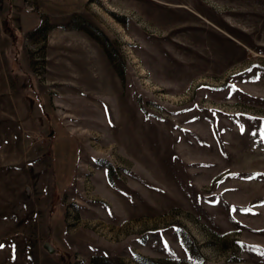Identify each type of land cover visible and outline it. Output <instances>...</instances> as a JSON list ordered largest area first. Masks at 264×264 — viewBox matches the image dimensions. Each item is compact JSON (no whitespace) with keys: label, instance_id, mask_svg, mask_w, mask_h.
Here are the masks:
<instances>
[{"label":"rangeland","instance_id":"rangeland-1","mask_svg":"<svg viewBox=\"0 0 264 264\" xmlns=\"http://www.w3.org/2000/svg\"><path fill=\"white\" fill-rule=\"evenodd\" d=\"M7 7L0 264H264V0Z\"/></svg>","mask_w":264,"mask_h":264},{"label":"trees","instance_id":"trees-1","mask_svg":"<svg viewBox=\"0 0 264 264\" xmlns=\"http://www.w3.org/2000/svg\"><path fill=\"white\" fill-rule=\"evenodd\" d=\"M0 1L5 2V3L7 4V6H8L7 8H9V6L12 7V2H13V0H0ZM9 17H10V18H13L12 16H9ZM9 23H10V25H11V27H12L11 29L14 31V34H17V33H15V32H18V30H20V26L16 25V24L14 23V21L12 22V20H10ZM37 93H38V92H37ZM37 93H36V94H37ZM53 176H55V177H54V180H56V175L54 174V172H53ZM50 240L52 241L53 245L55 246V249H56L59 253H61L62 256L64 257V264H72V261H71V259H70V253H69V251L62 249V248L58 245L57 241H56L52 236L50 237Z\"/></svg>","mask_w":264,"mask_h":264}]
</instances>
